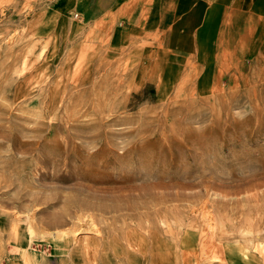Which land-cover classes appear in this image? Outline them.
I'll list each match as a JSON object with an SVG mask.
<instances>
[{"label": "rangeland", "instance_id": "obj_1", "mask_svg": "<svg viewBox=\"0 0 264 264\" xmlns=\"http://www.w3.org/2000/svg\"><path fill=\"white\" fill-rule=\"evenodd\" d=\"M121 2L0 0V264H264V52L189 75Z\"/></svg>", "mask_w": 264, "mask_h": 264}, {"label": "crops", "instance_id": "obj_2", "mask_svg": "<svg viewBox=\"0 0 264 264\" xmlns=\"http://www.w3.org/2000/svg\"><path fill=\"white\" fill-rule=\"evenodd\" d=\"M121 3L124 27L139 29L141 37L144 28L152 29L151 33L148 31L152 35L161 32V47H156L155 52L169 51L173 67L174 53H178L186 61L183 67L189 69V75L197 74L195 70L199 68H215L217 74L223 73L235 66L231 63L233 56L227 58L229 52L236 55H242L243 51L264 52V42L260 41L264 38V0H122ZM222 4H227L225 9ZM223 10L228 21L219 29L217 18L223 16L220 13ZM238 14L245 23L244 33L240 30L244 23L236 22Z\"/></svg>", "mask_w": 264, "mask_h": 264}, {"label": "bare ground", "instance_id": "obj_3", "mask_svg": "<svg viewBox=\"0 0 264 264\" xmlns=\"http://www.w3.org/2000/svg\"><path fill=\"white\" fill-rule=\"evenodd\" d=\"M109 141V140H108ZM72 143L74 142L73 141V139H72V141H71ZM109 143V142H108ZM74 144H75V142H74ZM73 145V144H72ZM76 146V145H75ZM74 148V147H73ZM66 161V160H65ZM52 174V173H51ZM50 180V179H49ZM81 181V180H80ZM93 181V180H92ZM55 183V182H54ZM79 183V182H78ZM94 183V182H93ZM61 184V183H60ZM83 184V183H82ZM87 184V183H86ZM105 184V183H104ZM50 185V184H49ZM71 185H72V183H71ZM91 185V184H90ZM94 185V184H93ZM97 185H100V184H97ZM57 186V185H56ZM83 186V185H82ZM94 186H96V185H94ZM104 186H106V185H104ZM110 186H112V185H110ZM124 186V185H123ZM131 186V185H130ZM63 187V186H62ZM61 187V188H62ZM71 187V186H70ZM89 187V186H88ZM88 187H86V188H88ZM102 187V186H101ZM47 188H48V186H47ZM91 188V187H90ZM135 188V187H134ZM40 189H42L41 187H40ZM50 189V188H49ZM67 189H68V187H67ZM74 190H76V188L74 189ZM105 190H107V188L105 189ZM73 191V190H72ZM85 191V190H84ZM90 191H91V189H90ZM94 191V190H93ZM38 192V191H37ZM96 192V191H95ZM98 192V191H97ZM80 193H82L81 191H80ZM120 193V192H119ZM95 194V193H94ZM81 195V194H80ZM106 195V194H105ZM119 195V194H118ZM40 197V196H39ZM96 197V196H95ZM116 197H117V195H116ZM41 198V197H40ZM39 199V198H38ZM47 199V198H46ZM40 200V199H39ZM51 200V199H50ZM50 200H49V202H50ZM56 200V199H55ZM71 201V200H70ZM44 202V201H43ZM48 202V201H47ZM80 206H86L87 205V201L86 200H79L78 199V201H76ZM72 203V202H71ZM48 204H50V203H48ZM63 204V203H62ZM30 205V204H29ZM52 205V204H51ZM70 204H68V206H69ZM46 206H47V204H46ZM101 206V205H100ZM76 207V206H75ZM37 208V207H36ZM38 208H40V207H38ZM70 210V209H69ZM69 213V212H68ZM85 217H87V216H85ZM70 219V218H69ZM73 219V218H72ZM54 220H55V218H54ZM66 220V219H65ZM85 220V219H84ZM50 221V220H49ZM67 221H68V219H67ZM69 222V221H68ZM52 223V222H51ZM60 223V222H59ZM58 223V224H59ZM66 223V222H65ZM87 223V222H86ZM49 224H50V222H49ZM96 224V223H95ZM30 225V224H29ZM28 225V226H29ZM64 225V224H63ZM97 225V224H96ZM61 226V225H60ZM73 226H75V225H73ZM82 227V226H81ZM57 228V227H56ZM74 229V228H73ZM78 229H76V230H71V232H73V233H75V235L78 233V232H76ZM100 230V229H99ZM52 235L54 236V237H58V238H64L66 235H68V232L67 231H64V230H57V231H54V232H52Z\"/></svg>", "mask_w": 264, "mask_h": 264}, {"label": "clouds", "instance_id": "obj_4", "mask_svg": "<svg viewBox=\"0 0 264 264\" xmlns=\"http://www.w3.org/2000/svg\"><path fill=\"white\" fill-rule=\"evenodd\" d=\"M235 115H236L237 118H239V119H243V118H244V115L241 114V110H237V111L235 112Z\"/></svg>", "mask_w": 264, "mask_h": 264}]
</instances>
